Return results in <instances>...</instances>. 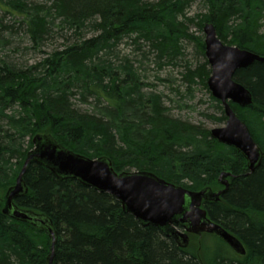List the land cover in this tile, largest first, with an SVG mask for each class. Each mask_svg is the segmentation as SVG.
<instances>
[{
	"label": "trees",
	"instance_id": "1",
	"mask_svg": "<svg viewBox=\"0 0 264 264\" xmlns=\"http://www.w3.org/2000/svg\"><path fill=\"white\" fill-rule=\"evenodd\" d=\"M201 1L204 11L191 15L194 0H0V264H47L46 231L3 212L38 133L91 158L107 156L117 172L152 171L194 191L224 188L218 177L231 172L228 190L203 206L246 249L240 255L208 233L212 251L195 234L183 248L144 227L111 194L32 163L28 191L14 202L52 220L54 264H264V159L250 172L242 153L208 128L171 116L149 81L152 67L164 81L159 72L186 61L194 43L203 62L186 61L183 81L190 92L208 89L204 35L191 31L207 22L224 43L264 56V0ZM56 36L64 44L47 52ZM235 79L253 102L231 106L264 150V62L239 69ZM211 98L220 116L208 117L225 122L221 101Z\"/></svg>",
	"mask_w": 264,
	"mask_h": 264
},
{
	"label": "water",
	"instance_id": "2",
	"mask_svg": "<svg viewBox=\"0 0 264 264\" xmlns=\"http://www.w3.org/2000/svg\"><path fill=\"white\" fill-rule=\"evenodd\" d=\"M203 31L205 55L211 68L208 88L212 96L221 101L226 115L222 126L209 130L210 136L241 152L249 171L253 172L261 165L264 150L231 103L242 107L252 104V92L235 79V74L239 69L255 62H264V56L224 43L212 22H207ZM32 163L47 167L60 178L77 179L86 186L111 194L120 202L123 210L132 214L144 227H157L183 248L190 243L189 234L201 238L204 233H208L226 242L236 253L246 254L241 240L213 221L203 206L204 201H217L228 190L231 172L223 171L218 177L224 188L214 191L211 187H206L194 191L170 182L152 171L117 172L107 156L91 158L66 148L51 134L38 133L33 137V148L26 154L15 184L5 194L3 212L46 231L50 238L47 264H54L57 244V231L52 220L43 213L22 209L14 202L28 191L25 175Z\"/></svg>",
	"mask_w": 264,
	"mask_h": 264
},
{
	"label": "rangeland",
	"instance_id": "3",
	"mask_svg": "<svg viewBox=\"0 0 264 264\" xmlns=\"http://www.w3.org/2000/svg\"><path fill=\"white\" fill-rule=\"evenodd\" d=\"M41 1V0H36ZM204 7L201 0H194L192 6L189 9V14L195 15L199 12H203ZM191 31L196 35H204V31H200L198 27L192 26ZM50 40L48 45L45 47L47 52H50L55 47L62 46L64 40L62 37ZM28 44L25 42L23 46ZM122 49L124 52L129 53L130 47L123 45ZM27 59L33 61L34 54L31 51H26ZM186 61H190L193 66L203 62L201 56L196 53L194 43H188ZM186 61L182 60L178 65L167 66L163 71L159 72L164 81L156 78L157 71L154 67L149 70V81L152 83V89H156L165 95L167 106H169V113L171 116L185 120L193 124H201L209 130L214 127L222 126L225 122H217L214 119L208 117V114L220 116L218 109L215 107L216 102L211 98V92L206 89L203 85H195L193 91L190 92L186 83L183 81L182 72L185 70ZM148 66V63H146ZM85 108V107H84ZM203 241H209L210 251H212L215 239L210 235H203ZM203 238V237H202ZM198 240H200L198 238ZM202 241V240H200ZM199 241V242H200ZM191 242V239H190ZM197 242V239H196Z\"/></svg>",
	"mask_w": 264,
	"mask_h": 264
}]
</instances>
